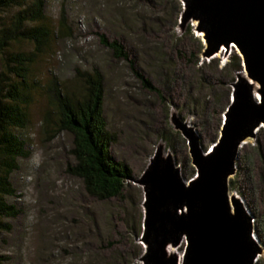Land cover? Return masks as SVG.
<instances>
[{
	"label": "rangeland",
	"instance_id": "1",
	"mask_svg": "<svg viewBox=\"0 0 264 264\" xmlns=\"http://www.w3.org/2000/svg\"><path fill=\"white\" fill-rule=\"evenodd\" d=\"M180 1L183 8V1ZM44 2V22L49 24L51 31L58 30V21L64 10L66 25L72 33L67 37L59 35L51 39V46L36 56L31 77L45 85L53 77L72 83L76 69L86 70L98 66L103 72L104 116L108 131L115 137L110 144V151L115 159L125 162L133 173L130 185L124 191L128 211L132 213L135 205L143 208V189L134 180L142 175L158 149H161L164 158L172 155L184 180L192 178L196 169L191 161L188 139L178 128V123L186 124L195 131L203 149H209L219 138L224 112L230 102L232 83L239 72L224 70L223 67L236 49L224 48L211 57L204 56L202 37L195 33L194 22L183 24L180 13L173 30L180 36L187 27L193 26L194 36L203 44L197 66H201L203 74L200 75L205 81L201 85L195 84L188 91V86L185 85V89L183 80L179 79L170 90H165L163 101L158 93L141 87L126 62L114 60L100 45L97 32L111 35L112 29L91 8V0ZM0 19L7 20L8 13L0 14ZM166 25L168 30L171 29L172 24ZM135 37L130 39L129 50L146 52L147 46L139 43ZM179 44L183 50L197 48L196 42L189 37ZM32 49L31 43L23 41L13 43L9 50ZM150 50H153L151 45ZM141 52L138 62L146 71L152 70H149ZM174 59L184 70L185 82L189 83L192 70L185 60ZM151 76L163 90V75L151 72ZM27 108L28 123L18 133L29 154L17 160V168L10 175L14 192L6 199L19 212L14 217L5 218L11 225L10 231L0 232V256L6 258L3 264H45L47 255H57L65 242L62 235L65 225L70 238L88 235L84 244L85 250L90 249L95 243L90 241L86 219L80 217L84 222L80 225V232L76 230L78 228L74 229L77 232H72L73 228L70 229L68 222L74 217L77 206L100 212L104 208L102 205L93 207L95 201L83 193L81 180L67 172V163L72 160L69 152L71 136L66 132L54 134L53 130L45 126L44 116L50 107L44 89L40 88L34 93ZM169 138L174 139L171 144ZM258 146L262 152L260 155L255 153ZM235 164V172L228 177L229 193L239 198L253 217L254 236L262 247L255 264H264V126H260L254 136L245 139ZM130 216L133 221L132 214ZM116 223L115 220L116 228L124 226L120 222ZM140 235L133 241L143 248ZM169 247L182 256L185 242L169 244ZM137 262L142 264L140 257Z\"/></svg>",
	"mask_w": 264,
	"mask_h": 264
},
{
	"label": "trees",
	"instance_id": "2",
	"mask_svg": "<svg viewBox=\"0 0 264 264\" xmlns=\"http://www.w3.org/2000/svg\"><path fill=\"white\" fill-rule=\"evenodd\" d=\"M44 3V0H0V14L8 13L7 20L0 19V232L10 231L11 225L5 218L14 217L19 212L6 199L14 192L10 175L17 168V160L29 154L18 130L26 127L28 103L42 88L50 107L44 116L45 126L54 134L66 132L71 136L69 152L72 160L67 163V172L81 180L83 193L95 201L93 207H104L100 212L77 206L74 217L68 222L72 232H80V225L84 223L80 217L86 219L94 246L85 250L88 235L70 238L65 225L62 231L65 242L57 255H47L45 264H139L137 259L143 248L133 240L142 232L143 208L135 205L131 213L126 206L124 191L130 185L133 173L110 151L115 137L108 131L104 116L103 72L98 66L76 69L72 83L53 77L45 85L31 77L36 56L51 46V39L72 33L66 25L64 10L61 11L58 30L51 31L49 24L44 22ZM91 8L112 29L111 35L97 32L100 45L114 60L127 63L143 89L158 93L164 101L165 90H170L179 79L183 80L184 88L188 86V91L195 84H204L205 78L200 75L203 74L202 68L197 66L203 44L194 36L193 26L187 27L180 36L173 30L182 11L180 0H91ZM168 23L172 24V30L167 29ZM132 36L147 46V53L129 50ZM186 37L196 42L195 50H183L179 43ZM23 41L31 43L33 49L9 50L13 43ZM139 52L144 54L148 68L152 70L146 71L140 65ZM174 58L185 60L192 70L189 83L185 82L184 70ZM223 69H242L237 52H232ZM151 72L163 75V90L153 80ZM189 95L191 97L190 92ZM173 140L169 138V144ZM255 153L262 154L259 146ZM82 211L84 214L81 215ZM115 220L124 226L116 228ZM4 259L0 256V264Z\"/></svg>",
	"mask_w": 264,
	"mask_h": 264
},
{
	"label": "water",
	"instance_id": "3",
	"mask_svg": "<svg viewBox=\"0 0 264 264\" xmlns=\"http://www.w3.org/2000/svg\"><path fill=\"white\" fill-rule=\"evenodd\" d=\"M181 21L194 22L203 55L235 48L242 69L232 83L219 138L203 149L195 131L187 137L196 174L184 180L171 154L155 151L134 181L143 189L142 264H255L262 247L253 217L230 195L228 177L245 139L264 126V0H182ZM244 73V74H242ZM252 80L255 84L253 85ZM185 242L182 256L169 244Z\"/></svg>",
	"mask_w": 264,
	"mask_h": 264
},
{
	"label": "bare ground",
	"instance_id": "4",
	"mask_svg": "<svg viewBox=\"0 0 264 264\" xmlns=\"http://www.w3.org/2000/svg\"><path fill=\"white\" fill-rule=\"evenodd\" d=\"M200 36V35H199ZM224 48H222L220 51H222ZM242 74H244V73H242ZM245 75V74H244ZM250 82H252L253 83V85L255 84L252 80H250ZM168 252L169 253H173L174 251H173V249L171 248V247H169L168 248Z\"/></svg>",
	"mask_w": 264,
	"mask_h": 264
}]
</instances>
